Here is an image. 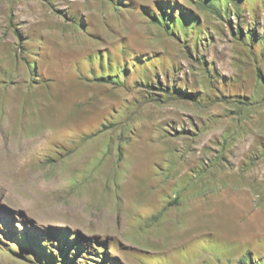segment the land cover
Wrapping results in <instances>:
<instances>
[{
  "label": "rangeland",
  "instance_id": "374dc122",
  "mask_svg": "<svg viewBox=\"0 0 264 264\" xmlns=\"http://www.w3.org/2000/svg\"><path fill=\"white\" fill-rule=\"evenodd\" d=\"M206 6L0 0V264H264V0Z\"/></svg>",
  "mask_w": 264,
  "mask_h": 264
},
{
  "label": "trees",
  "instance_id": "16d2710c",
  "mask_svg": "<svg viewBox=\"0 0 264 264\" xmlns=\"http://www.w3.org/2000/svg\"><path fill=\"white\" fill-rule=\"evenodd\" d=\"M203 2L207 5L205 7L206 10H210L212 13H219V12H222V11H225L227 12L228 11V3H229V0H203ZM231 2V0H230ZM177 8H180L181 10H184L185 8H183V6H180L179 4H177L175 2ZM189 14H184L181 12H179V16L177 18V24L179 27L181 26H184V28L186 27V25H189L187 26L189 28V30H191L192 32H196L197 30V27H198V20L193 17V15H190L191 14V10H188L187 11ZM150 14V18H151V21L153 23H163L164 22V26L166 29L169 30L170 33H173L174 34V23H176L174 21V18L172 15H171V12L169 13H166L165 14V11L164 10H161V16L160 18H158L156 16V14L152 11L149 12ZM164 15H165V18H164ZM170 25V26H169ZM240 32L241 30L239 29V37H240ZM254 31H250L249 32V36L252 37ZM193 35V33H192ZM184 37H187L186 34L184 33ZM261 39L263 40L264 42V34L261 36ZM259 79H263L262 76H261V73L258 72V75ZM180 90V96L184 99H189V100H193L194 97L192 95V93H186L185 89H179ZM80 236V235H79ZM83 239H85L84 241H91L92 243H90L88 246L87 245H83V241L82 240H79V239H76L75 241H73V243H69V246H71L73 249H75L74 251V255H80L82 256L83 254H85L86 252H88L86 249V246L92 251L93 254L97 255V256H103L101 257V262H96L98 264H109L110 263V260H112V258L107 254V252H105V243L102 241V240H99V238H84L82 237ZM82 242V243H81ZM95 246V249L92 248V246ZM97 248H100L103 250V254L100 255V252H98ZM36 249V248H35ZM39 251V250H38ZM40 252V251H39ZM61 256L64 260H62V262L57 258V256H53V255H48V263L49 264H71L72 263V259L69 258L67 259L66 258V252L65 251H62L61 253ZM43 257H47V254H45V256ZM247 257L249 259V263H246V261L243 259V260H239L238 261V264H253V262L251 261L250 257H249V254H247ZM66 260V261H65ZM87 264V263H85ZM111 264H115V263H111Z\"/></svg>",
  "mask_w": 264,
  "mask_h": 264
}]
</instances>
